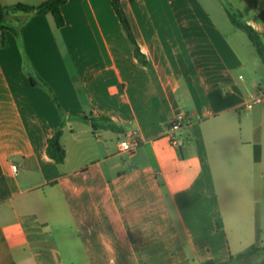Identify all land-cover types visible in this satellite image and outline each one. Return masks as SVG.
<instances>
[{
	"label": "crops",
	"instance_id": "1",
	"mask_svg": "<svg viewBox=\"0 0 264 264\" xmlns=\"http://www.w3.org/2000/svg\"><path fill=\"white\" fill-rule=\"evenodd\" d=\"M120 4L141 57L112 0H68L62 28L50 13L7 16L0 264L224 263L264 246V103L247 108L264 62L240 52L245 32L227 13L240 12L264 46V0ZM101 116L118 130L81 119ZM62 122L57 164L47 142ZM135 137L138 148L122 152Z\"/></svg>",
	"mask_w": 264,
	"mask_h": 264
},
{
	"label": "trees",
	"instance_id": "2",
	"mask_svg": "<svg viewBox=\"0 0 264 264\" xmlns=\"http://www.w3.org/2000/svg\"><path fill=\"white\" fill-rule=\"evenodd\" d=\"M68 2V0H47L44 3L38 6H32L24 3H17L12 6H4L0 0V45L2 47L8 46V40L6 38L5 33L13 32L14 29L10 27L7 23V16L9 13H17L22 12L25 14L29 13H37V14H48L50 13L57 25V27L62 28L65 25V19L62 13V7ZM112 4L114 10L120 19L132 45L134 46L135 55L138 57L143 56L140 51V48L134 38L132 33L130 24L128 19L121 7L120 0H112ZM228 16L235 27L238 29L243 30L249 37L250 41L255 45L257 48L258 54L264 62V46L260 40L259 34L247 23L242 20V15L240 12L233 11L232 9L227 8ZM30 81L33 85H41L46 89V91L50 94L52 100L54 101L55 105L58 107L61 113V107L58 103V100L53 92V90L49 87V85L43 81L42 79H36L31 73H28ZM84 121L91 122L92 127L94 130L98 128H106L112 130H118V128L113 125L109 118L101 116V117H81ZM63 125L64 123H60L57 132L55 135L50 138L47 142V154L48 156L54 160L57 164H63L66 160V150L61 143V138L63 134ZM256 156H259V148L256 147ZM264 252V246L259 247L256 245L250 246L245 251L237 254L231 255L229 260L224 263H216L214 261H207L203 264H264V258L257 262L252 263L253 258L259 255L260 253Z\"/></svg>",
	"mask_w": 264,
	"mask_h": 264
},
{
	"label": "built area",
	"instance_id": "3",
	"mask_svg": "<svg viewBox=\"0 0 264 264\" xmlns=\"http://www.w3.org/2000/svg\"><path fill=\"white\" fill-rule=\"evenodd\" d=\"M264 103V91L259 90L257 91L254 98L250 100V102L247 104V108H252L255 104ZM181 126V119L175 120L172 122L170 126V134H173L175 131H177ZM172 144L174 146H180L181 141L172 137ZM120 148L122 152H134L138 148V139L135 137L132 140L127 139L120 143ZM13 170H17V166H13Z\"/></svg>",
	"mask_w": 264,
	"mask_h": 264
},
{
	"label": "rangeland",
	"instance_id": "4",
	"mask_svg": "<svg viewBox=\"0 0 264 264\" xmlns=\"http://www.w3.org/2000/svg\"><path fill=\"white\" fill-rule=\"evenodd\" d=\"M13 1H16V2H13L14 5L17 4V3H24V2H21L20 0H13ZM232 10L238 12L235 9H232ZM238 32H239L238 34H240L241 38H243L244 45H245L244 50H241L240 52H258L257 48L255 47V45L251 41H249L247 35L245 33L241 32V31H238ZM242 74L245 75V79L250 78L246 73H242ZM248 80L250 81L251 79H248ZM259 90H263L264 91V85L259 86L257 91H259ZM263 258H264V252L260 253L256 257H254L252 263H257V262L261 261Z\"/></svg>",
	"mask_w": 264,
	"mask_h": 264
}]
</instances>
